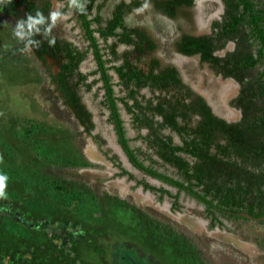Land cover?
Returning <instances> with one entry per match:
<instances>
[{
	"label": "rangeland",
	"instance_id": "rangeland-1",
	"mask_svg": "<svg viewBox=\"0 0 264 264\" xmlns=\"http://www.w3.org/2000/svg\"><path fill=\"white\" fill-rule=\"evenodd\" d=\"M117 1L106 0L104 17ZM220 7L216 0H198L190 11L204 23L217 16ZM51 11L57 15L52 32L84 49L86 43L65 1L52 0ZM125 21L145 29L155 41L148 59L157 57L174 65L214 111L235 118V111L225 109L231 95L226 97L222 90L228 83L197 57L175 50L181 23L191 29L184 19H169L145 3ZM23 33L20 21L0 11V176L7 177L4 188L0 186V264H264V250L258 246L264 239V223L223 219V227H209L204 206L195 199L180 193L175 208L169 195L145 190L126 175H118V168L62 104ZM138 66L146 69L145 59ZM94 67L88 54L80 69ZM97 86L80 89L94 131L106 138L128 171L142 177L116 142L100 104L101 92L94 95ZM115 89L123 94L120 85ZM142 93L148 97L159 91L144 88ZM121 111L132 146L141 145L134 139L129 114ZM158 167L171 173L169 167ZM146 181L176 193L158 180L147 177Z\"/></svg>",
	"mask_w": 264,
	"mask_h": 264
},
{
	"label": "trees",
	"instance_id": "trees-1",
	"mask_svg": "<svg viewBox=\"0 0 264 264\" xmlns=\"http://www.w3.org/2000/svg\"><path fill=\"white\" fill-rule=\"evenodd\" d=\"M64 1L73 10L86 43L84 49L52 32L51 23L57 18L51 11L52 0H0V11L20 21L27 46L45 67L62 104L100 153L118 168L117 174L135 179L144 189L169 195L175 208L179 207L180 193L195 199L203 204L209 227H223V219H251L243 213L264 223L262 0H223L222 20L213 22L216 30L199 36L182 32L174 41L180 53H199L200 60L211 62L217 73L233 76L239 82L234 104L242 115L236 121L216 115L205 98L182 80L174 65L163 64L157 57L147 58L156 48L155 41L145 29L125 21V16L145 0H118L107 17L101 13L106 0ZM153 1L155 8L170 18L181 6L193 2ZM65 11L66 7L60 9V14ZM228 40L234 41V50L224 57L214 55V50ZM119 45L131 49L120 51ZM88 54L95 67L83 71L80 65ZM142 59L146 69L138 66ZM95 84L94 95L101 92L106 121L128 161L144 175L175 188L176 193L149 183L145 177L137 179L107 146L106 138L94 131L93 116L82 101L80 89L90 91ZM116 85L121 86L122 95L117 94ZM144 88L159 93L147 97L142 93ZM121 109L129 114L136 131L134 139L141 145L132 146ZM161 165L169 167L171 173L160 170ZM258 246L264 250V239Z\"/></svg>",
	"mask_w": 264,
	"mask_h": 264
},
{
	"label": "flooded vegetation",
	"instance_id": "flooded-vegetation-1",
	"mask_svg": "<svg viewBox=\"0 0 264 264\" xmlns=\"http://www.w3.org/2000/svg\"><path fill=\"white\" fill-rule=\"evenodd\" d=\"M64 1V0H63ZM126 1H129V0H126ZM216 1H218L220 4H221V7H220V13L217 15V16H215L214 18L212 17V19H209L207 22H202V20H201V18H199L198 19V17L196 16V15H194V13L193 12H191V11H193L194 10V8L196 7V4H197V2H198V0H193V2H192V5L191 6H181L179 9H178V12H177V14L175 15V17L174 18H170L169 16H167L166 14H164L163 12H161V11H159V10H157L156 8H155V6H154V1L153 0H145L143 3H142V5H144L145 3H150L151 5H152V7L156 10V11H158L160 14H162V15H164V16H166L167 18H169V19H172V20H177V19H184L186 22H187V27L188 28H191V29H188V30H186L184 27V24L183 23H181V29H179V32H178V35H177V37H176V39L182 34V32H185V33H188V34H190V35H193V36H199V35H203V34H209V33H211V31H212V29H214L213 28V22L214 21H221L222 20V16H223V14H224V11H225V4H224V2H223V0H216ZM262 3L264 4V0H262ZM141 5V6H142ZM141 6H139V7H141ZM138 7V8H139ZM138 8H136V9H138ZM136 9H134V10H136ZM185 9H187L186 10V12H185ZM70 10V9H69ZM191 10V11H190ZM70 11H72V15H73V17L75 18V16H74V13H73V10H70ZM179 22V21H178ZM202 22V23H201ZM201 24H203L204 26L203 27H201L200 28V25ZM214 30H216V29H214ZM175 39V40H176ZM174 48H175V46H174ZM234 48H235V43H234V41L233 40H228L227 42H226V44L222 47V48H220V49H217V50H214V55H218V56H222V57H224L228 52H231V51H233L234 50ZM176 50V49H175ZM177 51V50H176ZM177 52H179V51H177ZM220 52H222V53H220ZM180 53V52H179ZM181 55H184V56H188V57H197V59L200 61V63L201 64H204L205 66H206V68H208L209 70H211L212 72H213V74H215L216 76H218L219 77V79L221 80V81H223V80H225L227 83H230V84H232V86L234 85V88L235 89H233L234 90V93H233V91L232 92H230L226 97H228V96H230L227 100H225L226 101V107H225V109L227 110V111H229V113H232V112H234L235 111V114L234 115H236L235 116V118H231V119H227V117H224V116H221V115H224V114H220V113H217L216 111H214V109H213V107H212V105L209 103V101H208V99L206 98V97H204L201 93H199L198 91H196L195 89H193L188 83H186L187 85H189L195 92H197V93H199V94H201L204 98H205V100L207 101V103L210 105V107H211V109H212V111L216 114V115H219V116H221V117H223V118H225L227 121H236V120H238L240 117H241V110H240V108H238L237 106H235V104H234V100H237V97H238V95H239V90H240V84H239V82H237L235 79H234V77L233 76H229V75H225V74H223V73H217L216 71H215V69L211 66V62H207V61H201L200 60V55H199V53H195V54H192V55H185V54H182V53H180ZM177 69V68H176ZM178 70V69H177ZM224 71H225V69H224ZM178 72H179V70H178ZM179 74H180V72H179ZM180 76H181V74H180ZM182 78V77H181ZM183 80V79H182ZM184 81V80H183ZM233 93V94H232ZM225 97V98H226ZM222 102H223V99H222ZM233 115V114H232ZM119 145V144H118ZM120 147V146H119ZM121 148V147H120ZM121 151H122V149H121ZM123 152V151H122ZM123 154H124V152H123ZM125 155V154H124ZM125 158L127 159V157H126V155H125ZM127 161H128V159H127ZM129 162V161H128ZM130 163V162H129ZM130 165H131V163H130ZM132 166V165H131ZM136 169V168H135ZM139 171V170H138ZM141 174H142V177H145L144 179L146 180V178L147 177H149V176H146V175H144V173H142L141 171H139ZM135 176V175H134ZM137 179L138 178H141L140 176H135ZM128 178V177H127ZM149 178H151V177H149ZM128 179H131V178H128ZM134 181H135V183H136V180L135 179H133ZM156 180V179H155ZM142 187V186H141ZM143 188V187H142ZM144 189V188H143ZM145 190H148V189H145ZM150 191V190H149ZM216 226H218V225H215L214 227H216Z\"/></svg>",
	"mask_w": 264,
	"mask_h": 264
},
{
	"label": "bare ground",
	"instance_id": "bare-ground-1",
	"mask_svg": "<svg viewBox=\"0 0 264 264\" xmlns=\"http://www.w3.org/2000/svg\"><path fill=\"white\" fill-rule=\"evenodd\" d=\"M202 25L203 24H201L200 25V28L202 27ZM234 86V85H233ZM226 89L224 90H222V94L223 95H227V94H229L230 92H232V84H230V83H228V84H226V87H225ZM234 91V90H233ZM93 154V153H92Z\"/></svg>",
	"mask_w": 264,
	"mask_h": 264
},
{
	"label": "clouds",
	"instance_id": "clouds-1",
	"mask_svg": "<svg viewBox=\"0 0 264 264\" xmlns=\"http://www.w3.org/2000/svg\"><path fill=\"white\" fill-rule=\"evenodd\" d=\"M7 179V177L5 176H0V186H2L4 188V181Z\"/></svg>",
	"mask_w": 264,
	"mask_h": 264
},
{
	"label": "water",
	"instance_id": "water-1",
	"mask_svg": "<svg viewBox=\"0 0 264 264\" xmlns=\"http://www.w3.org/2000/svg\"><path fill=\"white\" fill-rule=\"evenodd\" d=\"M243 215L245 216V217H248V218H253L252 216H250L249 214H247V213H243ZM262 218H264V217H262Z\"/></svg>",
	"mask_w": 264,
	"mask_h": 264
}]
</instances>
